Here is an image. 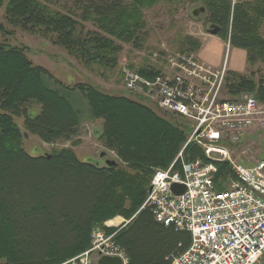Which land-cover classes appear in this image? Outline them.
I'll use <instances>...</instances> for the list:
<instances>
[{"label": "trees", "instance_id": "16d2710c", "mask_svg": "<svg viewBox=\"0 0 264 264\" xmlns=\"http://www.w3.org/2000/svg\"><path fill=\"white\" fill-rule=\"evenodd\" d=\"M5 1L0 0V7ZM160 2L204 7L198 20L216 25L217 35H229L231 45L246 51V71H227L222 88L234 98L251 93L264 104V69H249L264 64V0H75L79 14L52 8L50 0H7L3 19L49 37L85 66L113 67L120 42L141 45L146 36L143 11ZM78 18L97 30L87 29ZM182 45L180 52L196 53L200 42L186 35ZM135 72L149 78L161 73L151 66ZM80 98L88 118L102 120L96 138L120 162L80 161L68 148L28 154L13 116H23L28 103L38 105L25 114L24 127L55 143L69 139L84 119ZM188 132L181 117L88 82L63 83L34 65L26 47L0 42V264H60L86 249L91 231L104 221L133 215L115 235L129 263L168 264L164 258L182 252L189 234L159 224L149 208L140 206L154 170L166 168L180 151L183 161H209L195 142L184 147ZM180 162L178 158L175 168ZM215 164L221 189L224 179L235 175L227 161Z\"/></svg>", "mask_w": 264, "mask_h": 264}, {"label": "built area", "instance_id": "2783aa9c", "mask_svg": "<svg viewBox=\"0 0 264 264\" xmlns=\"http://www.w3.org/2000/svg\"><path fill=\"white\" fill-rule=\"evenodd\" d=\"M225 66L224 60L221 69L214 70L194 54L172 56L167 59V71L152 78L124 70L125 88L157 110L183 118L189 125L184 147L195 142L209 159L186 162L180 151L166 168H156L150 179L153 189L140 209L149 208L156 222L190 237L182 252L164 258L168 264L264 263V149L262 157L244 166L232 160L223 146L238 144L251 134L264 142V104L250 93L223 98ZM178 158L179 169L175 168ZM220 161L230 164L235 178L227 177L222 182L226 187L218 189L215 162ZM172 184L184 185L185 191L175 194ZM115 235L116 231L94 229L91 245L61 264H97L103 256L130 264Z\"/></svg>", "mask_w": 264, "mask_h": 264}, {"label": "rangeland", "instance_id": "374dc122", "mask_svg": "<svg viewBox=\"0 0 264 264\" xmlns=\"http://www.w3.org/2000/svg\"><path fill=\"white\" fill-rule=\"evenodd\" d=\"M74 1L75 0H50L52 8L61 11H77L79 14L80 10L76 9L77 6ZM6 2L7 0L0 7V42L26 47V55L34 65L46 68L63 83L73 84L76 82H88L96 85L101 91L107 93L128 95L152 107L156 111L158 110L151 102L147 101L139 94L129 92L125 88L124 70L135 72L141 66H151L160 70L161 73L167 71V59L172 56H189L196 54L194 52H180V50L185 47V45H182L183 37L190 35L199 40L196 34L200 31H207L210 27V25L205 24L202 19L194 20L195 18L193 19L191 17V9L198 7L200 5L199 3L182 2L180 4H168L167 2H160L143 11L146 22V36L141 45L139 44V46L134 47L129 43L120 42L121 48L117 54L116 64L113 67H102L95 64L85 66L65 50L52 44L49 37H42L38 34L29 33L18 27L14 28L9 25L3 19V9ZM78 20L80 19L78 18ZM81 22L87 29L97 30L91 22ZM260 33L264 37V26L260 28ZM249 69L263 70L264 64L257 62ZM258 74L259 73L256 74L255 78H257ZM222 97L226 99L234 98L225 92L223 88ZM80 106L84 111V119L77 128V131L72 134L69 139L58 140L55 143L43 141L36 134L28 131L24 127L25 114L33 110L37 111L38 105L28 103L25 109L26 113L23 116H13L21 133L27 135L22 138V145L27 153L37 156L44 153H51L52 150L55 149L68 148L75 153L80 161L91 160L101 165L104 163V160L112 159L119 163L120 160L114 151L104 147L96 138L95 131L101 128L102 120L88 118L85 102L81 98ZM223 146L230 151L232 160L241 161L244 166H250L251 163L247 161L253 162L262 157L264 142L259 135L251 134V136L248 135L238 144L226 143L223 144ZM101 153H104L103 157L100 156ZM72 198H75V196L72 195ZM118 217L119 219L115 220V218ZM133 217L134 215L126 219L122 216H115L108 220H114L115 225V223L121 221L128 222ZM108 220L94 229H101L103 233H109V229H114L111 232L116 231L117 233V231L123 227L107 226ZM92 231L90 234V245L91 242H93L91 237Z\"/></svg>", "mask_w": 264, "mask_h": 264}, {"label": "crops", "instance_id": "0c3cea01", "mask_svg": "<svg viewBox=\"0 0 264 264\" xmlns=\"http://www.w3.org/2000/svg\"><path fill=\"white\" fill-rule=\"evenodd\" d=\"M200 47L196 51L197 58L208 67L219 70L223 61L226 62V71L244 73L247 68L246 51L228 43L219 35H212L207 31H200L196 34Z\"/></svg>", "mask_w": 264, "mask_h": 264}, {"label": "water", "instance_id": "95a60500", "mask_svg": "<svg viewBox=\"0 0 264 264\" xmlns=\"http://www.w3.org/2000/svg\"><path fill=\"white\" fill-rule=\"evenodd\" d=\"M204 12V7L202 6H198V7H194L191 9L190 14L192 18L198 19L200 18V15ZM218 31V27L216 25H210V27L207 29V32L215 35ZM24 136L26 137L27 135L24 134ZM48 155V154H46ZM101 157L104 156V153L100 154ZM104 163L106 165H115L117 162L112 160V159H106L104 160ZM98 164V163H97ZM153 189V186L150 185L147 188V193H150ZM171 190L175 193V194H182L185 191V187L184 185L181 184H172L171 185ZM97 264H121L120 260L117 257H108V256H103L101 257Z\"/></svg>", "mask_w": 264, "mask_h": 264}, {"label": "bare ground", "instance_id": "6f19581e", "mask_svg": "<svg viewBox=\"0 0 264 264\" xmlns=\"http://www.w3.org/2000/svg\"><path fill=\"white\" fill-rule=\"evenodd\" d=\"M118 219H119V217H118V218H115V220H118ZM107 223H108L109 225H111V224L114 223V220H109Z\"/></svg>", "mask_w": 264, "mask_h": 264}]
</instances>
